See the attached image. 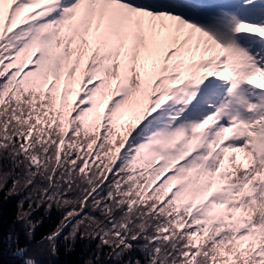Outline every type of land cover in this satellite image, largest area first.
<instances>
[{
    "label": "snow or ice",
    "instance_id": "obj_1",
    "mask_svg": "<svg viewBox=\"0 0 264 264\" xmlns=\"http://www.w3.org/2000/svg\"><path fill=\"white\" fill-rule=\"evenodd\" d=\"M6 187L0 264H264V0H0Z\"/></svg>",
    "mask_w": 264,
    "mask_h": 264
},
{
    "label": "trees",
    "instance_id": "obj_2",
    "mask_svg": "<svg viewBox=\"0 0 264 264\" xmlns=\"http://www.w3.org/2000/svg\"><path fill=\"white\" fill-rule=\"evenodd\" d=\"M103 131V130H102ZM70 134V133H69ZM99 143V141H98ZM119 146L118 143L116 145ZM96 149L94 148L93 151ZM106 160V158H105ZM98 163V162H97ZM142 169L138 168V171ZM11 181L8 183V187H10ZM7 192V187L4 190H0V220L5 222H10L17 214L18 205L21 200L24 198L26 193H18L11 195L5 200V193ZM33 211H31L29 220L33 222H39L38 226L35 229V238L38 240L42 235L51 232L55 229V227L59 224L60 219L62 218L63 213L57 211L55 207L51 211H47V205L41 204L39 208L36 207V204L32 205ZM24 211H28V201L25 200L23 203ZM25 228V224L23 221H19L15 223L14 231L19 232L21 234V243L23 240V230ZM9 230L8 223L3 224V231L7 232ZM95 243L97 241H77L75 251L65 255L63 247L60 248L59 255L57 257L51 258V264H84V261L88 259L89 255L93 253V249L95 248ZM35 247V244H33ZM10 257H3V261L9 260ZM47 264V261H46Z\"/></svg>",
    "mask_w": 264,
    "mask_h": 264
},
{
    "label": "rangeland",
    "instance_id": "obj_3",
    "mask_svg": "<svg viewBox=\"0 0 264 264\" xmlns=\"http://www.w3.org/2000/svg\"><path fill=\"white\" fill-rule=\"evenodd\" d=\"M22 14V13H21ZM15 23H16V21L15 20H13V25H15Z\"/></svg>",
    "mask_w": 264,
    "mask_h": 264
}]
</instances>
